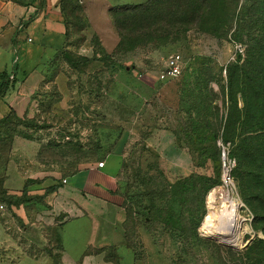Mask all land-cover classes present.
<instances>
[{"label": "rangeland", "instance_id": "rangeland-1", "mask_svg": "<svg viewBox=\"0 0 264 264\" xmlns=\"http://www.w3.org/2000/svg\"><path fill=\"white\" fill-rule=\"evenodd\" d=\"M90 1L91 11L96 9L100 13L106 6L110 9L134 6L148 0H87L88 5ZM78 3L82 11L67 7L69 35L65 48L74 57H87L93 49V55L88 57L96 59L82 63L78 69L71 67L61 54L59 61L50 62L53 74L63 73L62 88L50 77L47 90L37 96L32 116L26 117L25 123L19 126L18 136L45 139L39 159L47 169L58 170L61 178L87 163L103 160L117 147L122 150L120 191L129 198L133 214L127 217L122 238L110 250L116 264H217L216 245L244 250L255 239L264 238L262 231L252 225V211L242 200L236 181V188L223 187L220 141L229 150L232 144L223 142V129L215 140L205 125L226 120L230 106L224 92L226 70L240 54L245 58L248 36L255 38L264 31V0H239L238 17L232 25L226 26V33L224 29L220 35L206 31L207 24L200 28L196 27V22L183 19L187 11L183 1L158 0V8L166 15L181 16L179 22H172L176 26L170 28L173 32L168 40L163 44L146 43L139 37L135 48L112 54L100 52L95 44L96 38L102 44L100 37L87 20L84 4ZM175 53L183 57L185 69L206 68V72H212L208 89L201 79L203 92L199 97L185 90L184 75L165 81L159 79L164 59ZM193 68L188 71L193 72ZM243 105L239 94V106ZM190 113L201 121L195 132L190 126ZM0 148L6 146L0 144ZM2 163L3 160L0 169ZM192 174L219 179L221 184L213 189L228 192L234 199L239 206L237 236L202 230L212 209L207 203L211 191L203 197L200 187L186 196L178 189L164 193L165 200H160V205L163 202V207L173 209L175 214L171 219L165 209L162 216L151 213L149 191ZM155 197L162 196L156 194ZM30 198L18 206L11 205V211L9 206L0 205L10 217L15 216L7 226L16 241L12 245L0 244V264H8L14 258L18 264H52L48 255L55 260L59 258L60 246L55 240L59 227L32 223V219L39 216L46 219L52 215L47 196L44 192ZM223 205L224 199L218 193L216 208L221 209ZM192 216L202 217L196 233ZM216 223L220 228L228 226L227 219L216 220ZM207 239L216 245L205 242ZM14 247L19 251L17 257L10 253ZM25 253L48 255L40 261H32Z\"/></svg>", "mask_w": 264, "mask_h": 264}, {"label": "crops", "instance_id": "crops-1", "mask_svg": "<svg viewBox=\"0 0 264 264\" xmlns=\"http://www.w3.org/2000/svg\"><path fill=\"white\" fill-rule=\"evenodd\" d=\"M81 1L90 26L105 50L112 53L120 37L110 15V6L100 14L89 8L92 1L89 5L87 0ZM67 30L62 0H0V73L7 71L17 80L14 87L0 97V119L10 109L20 117H31L37 96L47 90L50 77L62 88L63 73L53 74L49 63L54 59L59 61V54L63 56ZM91 55L93 49L87 57ZM44 140L33 136L15 137L4 187L9 193L20 195L27 181H32L28 191L35 195L44 194L46 188L59 184L55 192L47 195L52 215L46 219L42 216L32 219L36 226L59 227V264H116L106 259L104 249L117 244L125 231V199L118 192L124 159L122 150L117 147L106 154L101 160L105 162L103 167L98 166L101 161L90 162L61 178L58 170L47 169L39 159ZM3 210L4 207L0 209L5 215V218L0 215V244L12 245L16 241L7 224L15 216L10 217L8 211ZM10 253L17 257L19 251L14 247ZM24 255L32 261H40L48 254ZM48 256L52 264H58L52 255ZM15 259L8 264H18Z\"/></svg>", "mask_w": 264, "mask_h": 264}, {"label": "trees", "instance_id": "trees-1", "mask_svg": "<svg viewBox=\"0 0 264 264\" xmlns=\"http://www.w3.org/2000/svg\"><path fill=\"white\" fill-rule=\"evenodd\" d=\"M181 1H183L187 9L184 12L183 19L196 22V27L200 28H203L202 25L207 24L209 29L206 31L216 35H220L224 29L225 32L223 33H226V26L232 25L235 18L238 17L236 10L239 0ZM78 2H81V0H62L63 11L66 17L67 7L71 6L73 11L83 10ZM157 2L158 0H148L145 3L134 6H118L110 9V15L120 37V41L112 53L124 52L135 48L138 46L136 41L139 37H143L146 43L163 44L168 40L170 34L173 32L171 30L173 29L172 27L176 26L172 22H179L181 16L166 15L158 8ZM224 4L233 7L225 9L222 6ZM66 24L67 26L69 25L67 19ZM167 25H171V27ZM68 35L69 31L67 30ZM95 42L100 52L107 54L98 38H96ZM248 42L245 58L243 59L240 54L237 61L229 65L226 70L227 85L224 86V92L228 95L230 106L225 122L206 123L205 125H207L215 140L220 137L221 130L223 129V142L232 144L230 156L237 161L236 167L233 170V176L239 194L252 211V225L254 229L261 230L264 234V31L255 38L248 36ZM62 54L67 63L76 69L80 68L82 63L88 64L96 59V57L90 58L86 56L74 57L68 49H65ZM187 68H184L181 74V76L184 75L183 77H185L184 88L193 97L197 98L203 92L201 79L208 89L212 81L210 79L212 72H206V68ZM189 68H193V72L190 73L188 71ZM16 82L17 80L11 78L7 71L1 72L0 97H4L8 90L14 87ZM239 94L244 103L242 107L239 106ZM209 109H212L211 104H209ZM205 116L206 114H204ZM26 119V117L18 116L13 109H10L0 119V144L6 146V148H0V161L3 160L0 169V204L9 206V209H11V205L18 206L27 199H31L28 190L29 186L34 183L32 181H27L20 195L11 194L4 187L9 153L15 137L20 135L19 126L23 125ZM200 124L201 121L190 113V126L194 132ZM29 126L32 128L34 125L31 123ZM3 152L6 153V156L2 155ZM220 184V180L215 177L192 174L177 180L175 183H169L167 186L161 187V189L157 188L154 191H149V209L151 213H159L160 216H162V212L165 209L171 219L175 214L173 209L170 206L163 207V202L160 205V200H165L164 193L170 191L169 189H178L183 196H186L194 194L200 187L199 192L205 197L211 189ZM58 188L59 184L49 186L45 190L46 196L51 192H55ZM118 192L125 199L127 220V217L133 214L131 212V202L127 196L122 194L120 188ZM156 194L162 197L156 199ZM191 219L196 233L201 225L202 217L192 216ZM126 220L124 222V229ZM168 221L170 222V220ZM182 228L183 230H187L186 227ZM55 240L61 248L60 233L56 235ZM205 242L216 245L212 240L207 239ZM216 246L218 248L217 264H264V238L255 239L244 250L234 249L227 245ZM111 248L112 246L104 249L106 251V259L116 263L111 256ZM56 262L59 264L58 259H56Z\"/></svg>", "mask_w": 264, "mask_h": 264}, {"label": "bare ground", "instance_id": "bare-ground-1", "mask_svg": "<svg viewBox=\"0 0 264 264\" xmlns=\"http://www.w3.org/2000/svg\"><path fill=\"white\" fill-rule=\"evenodd\" d=\"M218 193L221 194L222 198L224 199V205L221 209L216 208ZM207 203L209 208L212 209V211H210L206 216L203 222L202 230L205 233H209V234L220 233L223 231V233H225V235L227 236L228 235H230V237L237 236L239 229V213H238L239 206L236 204L234 199L229 196L228 192L222 193L217 188L212 189L211 192L208 194ZM221 219H227L228 226L224 228H220L217 225L216 220L219 221Z\"/></svg>", "mask_w": 264, "mask_h": 264}, {"label": "built area", "instance_id": "built-area-1", "mask_svg": "<svg viewBox=\"0 0 264 264\" xmlns=\"http://www.w3.org/2000/svg\"><path fill=\"white\" fill-rule=\"evenodd\" d=\"M184 69L183 57L178 54H171L164 59L163 67L159 73V79L162 81L175 79L181 76ZM220 146L222 147V161H223V175L222 179L224 181L223 187L231 190L230 187L235 186V179L233 176V170L236 167L237 161L235 158L230 156V150L220 141ZM104 161L98 163L99 167H103Z\"/></svg>", "mask_w": 264, "mask_h": 264}]
</instances>
